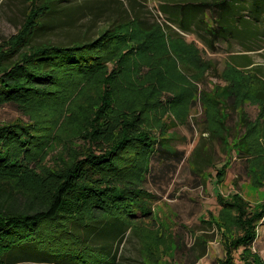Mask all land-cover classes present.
I'll return each instance as SVG.
<instances>
[{"label": "trees", "instance_id": "1", "mask_svg": "<svg viewBox=\"0 0 264 264\" xmlns=\"http://www.w3.org/2000/svg\"><path fill=\"white\" fill-rule=\"evenodd\" d=\"M65 1L32 0L22 28L0 48V106L14 102L32 118L31 122L0 124V264H118V244L132 227V219L139 212L149 215V199L156 197L143 187L152 159L162 153L179 152L172 150L169 138L163 135V126L158 132L145 124L146 113H165L160 98L136 109L134 103L125 102L119 86L120 74L129 69L123 63L125 54L120 52L117 57L115 53L123 43L120 29L136 24L150 33L155 26L125 8L123 17H109L106 24L98 26L96 35L89 28L68 43L35 42L40 32L53 26ZM172 6L168 10L170 20L182 30L195 29L213 52L218 50L219 42L232 39L246 52L258 50L255 41L264 33V0H177ZM209 12L213 15L209 16ZM176 33L171 35L182 37ZM113 55L118 68L110 72L107 61ZM244 56L243 59L248 58ZM235 68L251 85L262 84L253 93L261 112L252 127L264 131V79ZM86 80L96 91L82 126L84 152L70 155L64 161L70 162L65 168L52 167L44 160L50 148L62 139L59 133L55 134L60 121L58 113ZM242 86L236 80L222 91L219 88L202 92L209 133L207 146L217 139H230L225 112L228 103L237 108L238 103L253 95ZM190 95L179 90L171 108L184 103V113ZM220 98H225V105ZM245 117L248 120L245 115L241 121ZM259 135L247 148L244 136H237L235 144L243 148V156H250L251 151L264 152V132ZM208 148L207 167L214 166L212 162L217 160ZM67 149L71 152L74 147L67 142ZM35 163L37 166L32 167ZM223 168L219 174H223ZM146 192L150 195L146 196ZM220 199L223 204L230 203L224 202L222 196ZM233 200L237 214L232 220L240 225L242 233L228 240L223 264H238L233 249L253 242L255 221L264 215V202L252 205L238 193ZM219 224L229 225L226 220ZM87 249L104 251L109 258L104 263L91 257L83 259ZM257 262L262 264L258 258Z\"/></svg>", "mask_w": 264, "mask_h": 264}, {"label": "rangeland", "instance_id": "2", "mask_svg": "<svg viewBox=\"0 0 264 264\" xmlns=\"http://www.w3.org/2000/svg\"><path fill=\"white\" fill-rule=\"evenodd\" d=\"M175 1L67 0L62 3V11L56 14L53 26L40 32L35 39V42L49 40L68 43L89 28L91 34L96 35L98 26L106 24L109 17H123L125 8L131 9L134 15H139L149 26L156 28L150 33L136 24L120 29L123 43L115 53L117 57L120 52L125 54L123 63L129 69L120 74L119 86L125 102L134 103L136 109L144 102L160 98L166 107L165 113H146L145 124L154 131L163 126V135L169 138L172 150L179 152L172 155L159 153L160 156L152 159L151 170L143 187L156 197L149 199V215L139 212L138 217L132 219V227L123 242L118 244V264H223L227 257L228 240L242 233L240 225L232 220L237 214L233 195L238 193L252 205L264 202V152L251 151L250 156H243V148H236L229 150L227 155L217 142L214 156L220 162L216 168H209L210 173L207 172V117L202 98L203 91H216L219 88L222 91L236 80L252 94L261 88V83L253 86L243 79L235 66L245 75L258 74L264 79V33L255 41L258 50L252 52L256 67L241 68L235 64L236 58L240 57L237 55L246 52L244 46L232 39L231 42H219L218 50L213 52L195 29L182 30L170 20L168 10ZM32 6V0H0V48L19 32ZM249 10V14H252L251 7ZM93 25H96L95 28ZM176 32H180L182 37L171 35ZM117 57L113 55L107 61L110 72L118 68ZM179 90L191 94L186 99L187 109L184 113V103L178 104L176 109L171 108L175 93L178 94ZM95 91L86 80L66 100L64 111L61 109L62 113H58L60 121L55 131L62 139L46 153L44 162L52 167L65 168L70 162L64 161L70 155L75 151L79 154L84 152L82 126L87 121L86 115ZM254 94L242 104L238 103L237 108L228 103L225 111L228 112L231 141L237 142V136H244L245 148L253 146L254 139L264 132L252 127L261 112ZM224 99L220 98L221 104L225 105ZM245 115L250 124L246 117L241 121ZM31 120V115L14 102L0 106V124ZM214 128L222 133L216 125ZM67 142L74 147L71 152L67 149ZM36 166L35 163L32 167ZM220 167H224L223 174L218 171L220 182L217 184L214 177ZM147 192L145 195L149 196ZM221 196L225 198L224 202L230 203L223 204ZM90 215L89 212L86 214L87 217ZM223 218L228 221V226L219 224L225 221ZM255 222L257 227L253 242L233 249L238 264H258L257 258L264 264V215ZM87 257L104 263L109 255L104 251L87 249L83 259ZM19 264L41 263L28 261Z\"/></svg>", "mask_w": 264, "mask_h": 264}, {"label": "crops", "instance_id": "3", "mask_svg": "<svg viewBox=\"0 0 264 264\" xmlns=\"http://www.w3.org/2000/svg\"><path fill=\"white\" fill-rule=\"evenodd\" d=\"M253 52V51H252ZM252 52H242V53H239L238 55H237V57H241V56H244V55H247L248 56V58H246V59H243V58H236L237 60H236V65L237 66H239V67H241V68H254V67H256L255 65H257L256 63H255V61H254V55L252 54ZM207 135H209L208 133H207ZM217 142H220V144L219 145H221V150L223 149L224 150V152L227 154V155H229V150H231V151H234V150H236V148L237 149H239V146H236V144H235V142H233V141H231V137H230V139L228 140V141H223V140H219V141H216V142H214L213 143V141H211V143H208L209 145L207 146V148L209 149V150H211V151H216L217 150ZM214 154V153H213ZM226 160H228V158L226 159ZM226 160L224 161V162H226ZM220 162V161H219ZM219 162H217V160L215 161V162H212V163H214V166H211V168H216V165H218V163ZM221 162H223V161H221ZM211 164V163H210ZM223 165V164H222ZM210 166L209 167H207V172H209V168H210ZM219 169H221V167L219 168ZM219 169L217 168V172H216V174H215V177H214V179H215V182L218 184L219 182H220V180H218V177H219V175H218V171H219ZM210 173V172H209ZM208 174V173H207ZM211 175V174H210ZM217 186V185H216ZM217 189V188H216Z\"/></svg>", "mask_w": 264, "mask_h": 264}]
</instances>
